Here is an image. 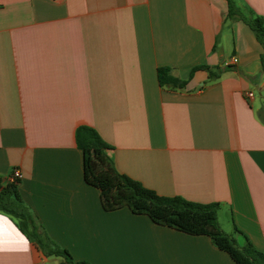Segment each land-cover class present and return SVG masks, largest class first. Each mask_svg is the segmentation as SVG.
Segmentation results:
<instances>
[{
    "label": "crops",
    "instance_id": "obj_1",
    "mask_svg": "<svg viewBox=\"0 0 264 264\" xmlns=\"http://www.w3.org/2000/svg\"><path fill=\"white\" fill-rule=\"evenodd\" d=\"M237 3L264 19V0ZM228 10L227 0H0V178L20 170L23 199L76 260L237 264L207 235L105 210L85 180L81 125L118 172L219 203L221 229L264 253V49ZM199 65L218 75L192 73ZM159 67L187 84L161 86ZM59 262L0 211V264Z\"/></svg>",
    "mask_w": 264,
    "mask_h": 264
},
{
    "label": "trees",
    "instance_id": "obj_2",
    "mask_svg": "<svg viewBox=\"0 0 264 264\" xmlns=\"http://www.w3.org/2000/svg\"><path fill=\"white\" fill-rule=\"evenodd\" d=\"M229 20H243L254 31L264 49V19L244 12L237 0H227ZM264 75V52L261 55ZM205 69L210 77L218 75V70L207 65L196 66ZM158 80L161 86L182 88L187 84L174 76L168 67H159ZM76 144L84 153V174L88 184L101 191V201L105 210L113 211L128 207L135 214H145L153 222L179 231L207 235L213 243L226 251L237 264H264V253L257 250L249 240L240 245L231 235L225 233L218 222L219 203H199L181 196L160 195L142 182L116 170L106 153L109 145L98 131L87 125L76 129ZM0 211L8 214L27 238L49 258H59V264H93L87 260H76L70 251L54 241L39 223L37 216L23 199L19 181L3 182L0 178Z\"/></svg>",
    "mask_w": 264,
    "mask_h": 264
},
{
    "label": "built area",
    "instance_id": "obj_3",
    "mask_svg": "<svg viewBox=\"0 0 264 264\" xmlns=\"http://www.w3.org/2000/svg\"><path fill=\"white\" fill-rule=\"evenodd\" d=\"M232 62L236 63L237 62V59L236 58H232ZM247 95H248L249 98L253 97L252 92H248ZM21 177H22V174H21L20 170L19 169H16L10 175L9 181H16V180H19Z\"/></svg>",
    "mask_w": 264,
    "mask_h": 264
},
{
    "label": "water",
    "instance_id": "obj_4",
    "mask_svg": "<svg viewBox=\"0 0 264 264\" xmlns=\"http://www.w3.org/2000/svg\"><path fill=\"white\" fill-rule=\"evenodd\" d=\"M57 262V261H56Z\"/></svg>",
    "mask_w": 264,
    "mask_h": 264
}]
</instances>
